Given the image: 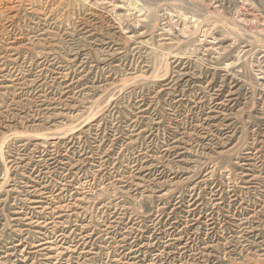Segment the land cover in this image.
<instances>
[{
	"label": "rangeland",
	"instance_id": "obj_1",
	"mask_svg": "<svg viewBox=\"0 0 264 264\" xmlns=\"http://www.w3.org/2000/svg\"><path fill=\"white\" fill-rule=\"evenodd\" d=\"M0 264H264V0H0Z\"/></svg>",
	"mask_w": 264,
	"mask_h": 264
}]
</instances>
